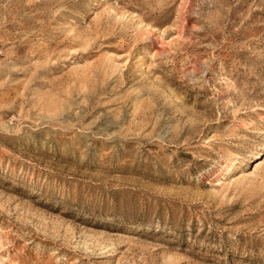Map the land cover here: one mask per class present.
<instances>
[{
    "label": "rangeland",
    "instance_id": "374dc122",
    "mask_svg": "<svg viewBox=\"0 0 264 264\" xmlns=\"http://www.w3.org/2000/svg\"><path fill=\"white\" fill-rule=\"evenodd\" d=\"M0 264H264V0H0Z\"/></svg>",
    "mask_w": 264,
    "mask_h": 264
}]
</instances>
